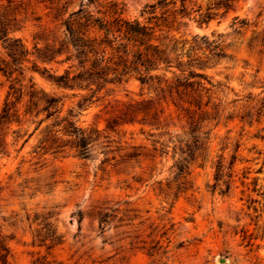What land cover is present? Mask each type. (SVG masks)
I'll list each match as a JSON object with an SVG mask.
<instances>
[{
  "label": "rangeland",
  "instance_id": "1",
  "mask_svg": "<svg viewBox=\"0 0 264 264\" xmlns=\"http://www.w3.org/2000/svg\"><path fill=\"white\" fill-rule=\"evenodd\" d=\"M52 1L31 0L13 33L28 55L22 81L0 74V110L9 94L15 100L10 87L30 80L64 103L60 117L72 107V120L94 142L87 159L73 150L42 156L46 132L57 129H46L48 121L22 148L26 137L0 153V230L10 264H264V0L227 7L217 6L223 0H188L184 18L157 8L151 20L147 6L156 0H114L123 18L159 25L157 35L180 41L183 62L197 58L204 90L191 107L163 100L134 78L99 91L53 84L44 70L61 75L70 63L63 55L38 58L46 43L63 38L61 21L45 8ZM63 4L65 19L86 2ZM80 95L92 98L79 110ZM141 101L156 112L154 126L123 115ZM34 127L25 123L20 135ZM179 169L188 173L184 180ZM50 234L52 244L38 242Z\"/></svg>",
  "mask_w": 264,
  "mask_h": 264
},
{
  "label": "trees",
  "instance_id": "2",
  "mask_svg": "<svg viewBox=\"0 0 264 264\" xmlns=\"http://www.w3.org/2000/svg\"><path fill=\"white\" fill-rule=\"evenodd\" d=\"M60 1H52L45 8L49 10L48 14L53 16L54 21H61L60 25L64 28L63 38L59 41L54 39L52 44L46 43L42 53H38V58L44 62H51L63 55V62L70 63L61 75L49 74L44 70L48 74L46 78L53 84L67 91H91L92 87L99 91L107 85L134 78L141 86L162 94L163 100L169 98L172 103L196 106L195 101L204 90L201 83L203 75L195 71L196 64L193 61L197 58L182 61L183 55L178 49L180 41L173 36L157 35L156 28L160 31L159 25L152 26L150 22L140 23L137 19L123 18L122 8L114 0H84L86 4H81L78 10L69 13L65 19H62L65 4L60 5ZM186 1L188 0H179V7L176 8L177 0H156V3L147 6L153 14L149 19H156L154 12L157 8L164 10L162 16L171 13L184 18ZM223 1L224 3L219 2L217 6L227 7L236 0ZM90 6L94 11L88 9ZM29 9L31 0H0V45L4 50L0 55V74L8 79L16 75L11 80L15 85L22 81L17 78L23 76V63L28 51L13 33L21 29L20 24L25 20ZM30 14H33V11ZM209 16V13L199 14L203 21L210 20ZM44 41L47 42V39ZM28 82L29 86L19 84L18 88L10 87L15 100L8 101L9 94L0 110V153L26 137L22 148L43 123L53 121L46 129H57L46 132V138L40 147V150H44L42 156L48 153L60 155L65 150H73L76 157L87 159L90 145L94 142L93 133L76 125L72 120V107L66 111V116L60 117L64 103L43 90H37L30 80ZM80 97V101L75 105L79 110L92 96ZM24 98L26 101L20 112L18 104ZM143 104V101L129 104L123 115L132 119L141 117V125L154 126L149 120H154L152 117H157V114L152 107L148 108ZM25 123L35 124V127L29 134L25 132L20 135L21 126ZM13 125L18 129L13 130ZM9 133L13 136L11 143L7 142ZM217 170L218 174H221L222 166L219 165ZM177 175L184 180L188 173L179 169ZM216 181L219 182L218 177ZM40 238L41 236L37 237L39 243L49 240L51 244L56 239L54 234L43 240ZM0 264H10L8 239L1 230Z\"/></svg>",
  "mask_w": 264,
  "mask_h": 264
},
{
  "label": "water",
  "instance_id": "3",
  "mask_svg": "<svg viewBox=\"0 0 264 264\" xmlns=\"http://www.w3.org/2000/svg\"><path fill=\"white\" fill-rule=\"evenodd\" d=\"M220 262L222 263V262H224L222 259H220Z\"/></svg>",
  "mask_w": 264,
  "mask_h": 264
}]
</instances>
